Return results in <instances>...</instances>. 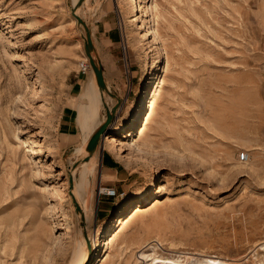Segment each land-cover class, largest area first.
<instances>
[{
  "label": "rangeland",
  "instance_id": "obj_1",
  "mask_svg": "<svg viewBox=\"0 0 264 264\" xmlns=\"http://www.w3.org/2000/svg\"><path fill=\"white\" fill-rule=\"evenodd\" d=\"M78 1L0 0V264H82L99 231L153 183L144 211L108 230L87 264H144L141 253L185 264H264V0H140L155 6L146 16L155 43L143 37L140 18L131 21L128 0H85L75 16ZM105 12L117 22L121 54L101 66L95 34ZM86 29L106 81L103 104ZM74 82L95 113L89 139L111 113L83 170L89 153L80 129L66 137L58 128L66 106L78 121ZM141 96L139 119L127 127ZM132 137L142 154L127 146ZM240 150L248 162H238ZM107 152L131 173L120 188L100 171ZM109 189L112 203L97 220L107 197L98 191Z\"/></svg>",
  "mask_w": 264,
  "mask_h": 264
},
{
  "label": "crops",
  "instance_id": "obj_2",
  "mask_svg": "<svg viewBox=\"0 0 264 264\" xmlns=\"http://www.w3.org/2000/svg\"><path fill=\"white\" fill-rule=\"evenodd\" d=\"M99 20L100 21L98 22V25H96L97 31H96L95 37L101 43L102 51L97 55V57L100 58L99 60L100 64L101 66H103L102 60L106 59L107 57H114V58L116 57V59H118V55L121 54V51L119 52V50L121 47L122 37H121L120 31L118 30L115 17L113 15L105 12L102 14ZM104 83H106V81H104ZM77 84L78 82H74L70 86L71 88L70 91L75 90L77 88V92L71 93L69 97H70V100L77 99V103H79L83 88L81 87V84H78V85ZM93 88H94L95 99L100 102L99 92L95 88L94 82H93ZM95 120H96V117H95L94 110L91 107L87 94L84 93V95L81 98V102L78 106V121H77V109H74L71 106H66L60 113L58 128H59L60 134L66 137L75 136L80 129L82 143H84L89 139V136L91 135L90 134L87 137V132L89 131V129L91 128ZM100 123L101 122L97 124V127L98 125H100ZM97 127L94 126L93 131H95ZM77 152L84 153V149L79 150ZM95 157H96V154L92 156L87 162L81 164V169L82 170L85 169V165H87V163L91 161H94ZM100 171L101 173L104 172L105 175L109 177L114 176L115 182H118V183H112L111 185L117 188L122 187V184H119V182H126L128 178L131 177V173L124 172L123 169L118 165L117 161L114 159V157L109 152L105 154L104 158H101ZM108 199H111V198L103 197L101 202H99V205L97 206V213H96L97 220L102 219L107 215L106 212L108 210V204L112 203L111 201H107Z\"/></svg>",
  "mask_w": 264,
  "mask_h": 264
},
{
  "label": "bare ground",
  "instance_id": "obj_3",
  "mask_svg": "<svg viewBox=\"0 0 264 264\" xmlns=\"http://www.w3.org/2000/svg\"><path fill=\"white\" fill-rule=\"evenodd\" d=\"M129 3L131 4L132 6V16L130 17L131 18V21H134L136 22L139 18L141 20V27L143 28V31H144V35L143 37L145 38H151L152 41L155 43V32L152 28V26L149 24L148 22V18L146 19V16H147V13H150L151 14V11L152 9L154 8L155 10V6L154 7H151V6H143L142 7V2L140 0H128ZM85 2V0H84ZM77 5V2L75 3V6ZM77 7V6H76ZM81 8V7H80ZM143 9V10H142ZM79 10V6L78 8H75L74 11H73V15L77 16V12ZM145 14L144 16H142L141 14ZM79 16V15H78ZM143 17V19H142ZM150 19V18H149ZM142 37V38H143ZM16 56V55H15ZM19 56V55H18ZM21 60V59H19ZM160 61V60H159ZM20 62V61H19ZM23 63V62H22ZM26 63V62H25ZM28 67V63L27 64H24ZM31 66V65H30ZM148 66V65H146ZM149 67V66H148ZM152 70V69H151ZM31 71V70H30ZM147 73V72H146ZM93 74V73H92ZM148 74V73H147ZM92 76V75H91ZM154 76V75H153ZM152 77V76H151ZM93 79V82H94V85H95V88L97 89V86L95 84V81H94V78L92 77ZM148 83H149V80L146 79V81L144 82V88L143 90L141 91V94H145V91H146V88L148 86ZM148 90V89H147ZM97 91L99 92V100L100 102L103 104V100H102V96L100 94V91L97 89ZM143 106V100H142V96L137 100V102L135 103L134 107L131 109L130 111V114H129V118L126 122V125L127 127H133L134 124L138 121L139 119V116H140V108ZM101 124V123H100ZM126 125H121V126H118L114 131H113V134L114 135H111L109 136L108 138L105 139L106 143L108 144H111V143H114L116 141V134H119L121 133L125 128H126ZM122 135V134H121ZM132 135V132L129 133V137H131ZM88 140L82 144H87ZM127 146L130 148V149H133L137 152H139L140 154L143 153V151L139 148V146L136 144V139H134L133 137L132 138H129L128 141H127ZM84 149V147H79L77 149V151L79 150H82ZM88 153V152H87ZM96 154L95 151L91 152L89 154V159L94 156ZM85 158V157H84ZM88 159V160H89ZM87 162V161H86ZM85 163V162H83ZM81 163V164H83ZM54 165V164H53ZM73 178V177H72ZM69 184V183H67ZM156 188L155 184L153 183L152 186L150 187V189L148 191H146L145 193H142L140 194V196L137 198V200H140L137 204H135L133 207H131L127 212L126 211H120L118 212L117 216L115 218L112 219V221L108 224L107 228L99 231V233L97 234L98 235V239L96 241H94L93 245H92V248L93 250L90 251L89 249H87L86 247V255H85V260L89 262L93 259L95 253L98 252V249L101 247L102 245V242L100 241V239L103 237V235L108 231L110 230L111 228H114L116 227V225H121L123 223H125L128 219L132 218L134 215L138 214V213H142L144 211L143 207H142V204L143 203H146L148 201V196H149V192L154 190ZM75 192L72 194L73 197H74V201L75 203L79 206V199H78V196L76 194V190H74ZM151 195V194H150ZM156 202V201H155ZM129 204V203H128ZM83 206V205H82ZM81 210V209H80ZM124 210V209H123ZM82 211V210H81ZM82 214V213H81ZM85 214V213H84ZM125 214V215H124ZM83 216V214H82ZM53 228L56 229V230H64L65 227L60 223V222H57L54 220L53 222ZM86 243V242H85ZM84 245V243H83ZM103 247V245H102ZM153 249V247H152ZM260 251H263L264 252V245H261L260 246ZM264 255V254H263ZM140 258L144 260V264H185L183 262H180L179 260H175V259H167V258H164V257H161L160 256H157L156 253H152V254H147V255H144L143 253L140 254ZM159 259V260H158ZM264 259V258H263ZM191 260V259H190ZM86 261H83L82 264H87ZM86 262V263H85ZM190 264H220L219 262H216V261H210V260H203V261H194V262H191Z\"/></svg>",
  "mask_w": 264,
  "mask_h": 264
},
{
  "label": "water",
  "instance_id": "obj_4",
  "mask_svg": "<svg viewBox=\"0 0 264 264\" xmlns=\"http://www.w3.org/2000/svg\"><path fill=\"white\" fill-rule=\"evenodd\" d=\"M84 0H79L78 3H77V7L81 5V3L83 2ZM75 6V8H77ZM82 23V22H81ZM83 24V23H82ZM84 25V24H83ZM86 34H87V41H86V45H85V50L87 52V56H88V59H89V63H90V66L95 74V78H96V83H97V87L99 89V91H103V90H106V86H105V83L103 81V76H102V71L100 70V68H98L93 60V58L91 57V54L90 52L92 51L93 47L91 45V41H90V38H89V33L86 29ZM107 111V110H106ZM106 120L105 122L100 125L96 131H94V133L92 134L91 138L89 139V141L87 142V145H86V151L90 154L91 152H93L95 150V147L97 145V142L100 138V136L104 133V130L107 126V124L109 123V121L111 120V113H109V111L106 112ZM76 204V203H75ZM77 205V204H76ZM78 206V205H77ZM80 210V209H79Z\"/></svg>",
  "mask_w": 264,
  "mask_h": 264
},
{
  "label": "built area",
  "instance_id": "obj_5",
  "mask_svg": "<svg viewBox=\"0 0 264 264\" xmlns=\"http://www.w3.org/2000/svg\"><path fill=\"white\" fill-rule=\"evenodd\" d=\"M89 69V66L87 64V61L86 60H81L78 64V72H80L81 74H85ZM261 72L264 74V65L261 69ZM260 151L263 155V158H264V142L262 143L261 145V148H260ZM237 159H238V162L239 163H246L248 162L249 160V154H248V151L246 150H240L238 153H237ZM99 194H104L105 196L107 197H110V196H114L115 195V191L113 189H109V190H100L98 191Z\"/></svg>",
  "mask_w": 264,
  "mask_h": 264
}]
</instances>
